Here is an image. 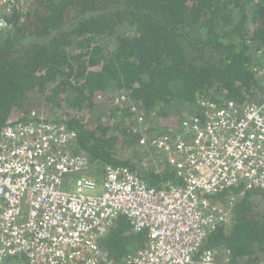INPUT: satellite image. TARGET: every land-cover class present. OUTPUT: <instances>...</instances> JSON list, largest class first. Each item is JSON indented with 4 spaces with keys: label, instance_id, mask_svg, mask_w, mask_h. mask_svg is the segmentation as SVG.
I'll return each mask as SVG.
<instances>
[{
    "label": "trees",
    "instance_id": "1",
    "mask_svg": "<svg viewBox=\"0 0 264 264\" xmlns=\"http://www.w3.org/2000/svg\"><path fill=\"white\" fill-rule=\"evenodd\" d=\"M11 1L15 6L0 15L9 23L0 28V128L13 110L65 123L77 133V151L99 171L111 164L151 186L180 183L168 163L163 171L141 170L123 150L154 132L173 133L209 102L261 100L264 0ZM237 196L233 222L217 224L198 255L218 248L220 264H264L257 203L264 187ZM147 238L117 217L101 240L105 258L98 264H129Z\"/></svg>",
    "mask_w": 264,
    "mask_h": 264
},
{
    "label": "built area",
    "instance_id": "2",
    "mask_svg": "<svg viewBox=\"0 0 264 264\" xmlns=\"http://www.w3.org/2000/svg\"><path fill=\"white\" fill-rule=\"evenodd\" d=\"M14 6L0 0V15ZM205 106L173 133L142 140L180 178L156 186L128 167L99 171L67 124L13 110L0 128V264H98L121 215L148 236L129 264H220L218 248L198 254L217 224L233 222L237 195L264 187V92L258 102ZM233 188L240 194L215 198Z\"/></svg>",
    "mask_w": 264,
    "mask_h": 264
},
{
    "label": "rangeland",
    "instance_id": "3",
    "mask_svg": "<svg viewBox=\"0 0 264 264\" xmlns=\"http://www.w3.org/2000/svg\"><path fill=\"white\" fill-rule=\"evenodd\" d=\"M42 109V108H41ZM42 112L46 115H50L51 111L48 109L47 111L45 109H42ZM63 113V111L61 112ZM60 114V113H59ZM152 124V121L149 120ZM138 130H141L142 127H138ZM147 145H141L140 147H136L135 150L132 149V151L129 150H123L122 155L125 158H129L133 161V163H136L138 166H141L142 169H148V170H156V171H163L167 165L166 154H162L159 151L155 152L153 150V147H146ZM170 167V166H169ZM260 205V209L264 210V201H258L257 202Z\"/></svg>",
    "mask_w": 264,
    "mask_h": 264
}]
</instances>
